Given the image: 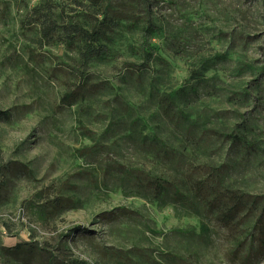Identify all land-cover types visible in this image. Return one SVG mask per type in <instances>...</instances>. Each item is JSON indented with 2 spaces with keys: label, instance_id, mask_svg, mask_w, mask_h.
<instances>
[{
  "label": "rangeland",
  "instance_id": "374dc122",
  "mask_svg": "<svg viewBox=\"0 0 264 264\" xmlns=\"http://www.w3.org/2000/svg\"><path fill=\"white\" fill-rule=\"evenodd\" d=\"M38 2L0 0V264H45L17 243L88 264H264L261 201L217 219L227 191L264 195V0H111L125 18L86 63L62 27L90 29L89 1L52 0L51 17Z\"/></svg>",
  "mask_w": 264,
  "mask_h": 264
},
{
  "label": "trees",
  "instance_id": "16d2710c",
  "mask_svg": "<svg viewBox=\"0 0 264 264\" xmlns=\"http://www.w3.org/2000/svg\"><path fill=\"white\" fill-rule=\"evenodd\" d=\"M88 6L92 7L93 14L98 15L96 19V23L87 29L81 26L79 23L67 22L63 25L62 29L64 30L65 37L71 41L73 37L79 38L82 42L86 44V49L83 51V61L84 63L90 57H99L102 52L105 51V46L98 44L101 38L104 37L105 30H108L115 26L119 20L125 18L122 11L118 13H113L110 8L111 0H88ZM143 4H147V0H142ZM80 4V3H79ZM54 3L52 0H39V2L32 8L33 14L38 17L42 12L41 10L45 9V13L51 17L52 10L54 8ZM149 5H147V9ZM100 18V19H98ZM131 27L137 26L134 22L131 23ZM144 31L148 33L153 32V26L151 22L148 20L147 24L143 26ZM56 31V21H49L44 24L40 28L41 39L43 38H51L52 34ZM97 45V46H96ZM150 56V53H146V58ZM262 70L264 72V66H262ZM178 93V90L173 91L170 95L174 96ZM79 94L78 90L66 92L61 97V103L70 105L77 98ZM223 135V137L231 139L233 141H237L238 136L234 134H219ZM167 186H172L174 193L176 196H181L179 189L170 181L166 179H162L160 177H154L153 187L157 191H162L167 188ZM195 189L197 192L201 193L204 189L203 182H195ZM251 198L252 202L261 201V205L259 206L258 212L254 218L252 232L250 233V237H252V241H255L256 249L258 252H264V195H254L252 196L249 193L245 192H235V191H227L226 193V202L221 209L218 211L217 219L223 225H229L232 221L244 211V208L247 202ZM25 252L26 254H35L38 255L41 261L45 264H88L83 259L75 258L70 253L62 252L61 257L58 255L48 252L42 248L33 249L31 243H17L12 248V253L20 254ZM248 253L247 256L248 257Z\"/></svg>",
  "mask_w": 264,
  "mask_h": 264
}]
</instances>
